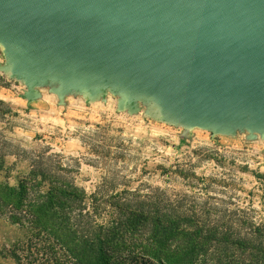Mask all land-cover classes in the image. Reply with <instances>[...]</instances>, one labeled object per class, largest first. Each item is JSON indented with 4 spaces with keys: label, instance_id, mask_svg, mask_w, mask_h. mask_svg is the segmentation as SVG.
<instances>
[{
    "label": "water",
    "instance_id": "95a60500",
    "mask_svg": "<svg viewBox=\"0 0 264 264\" xmlns=\"http://www.w3.org/2000/svg\"><path fill=\"white\" fill-rule=\"evenodd\" d=\"M0 70L156 120L264 139V0H0Z\"/></svg>",
    "mask_w": 264,
    "mask_h": 264
},
{
    "label": "rangeland",
    "instance_id": "374dc122",
    "mask_svg": "<svg viewBox=\"0 0 264 264\" xmlns=\"http://www.w3.org/2000/svg\"><path fill=\"white\" fill-rule=\"evenodd\" d=\"M6 60L0 45V63ZM57 85H40L39 97L29 100L26 84L0 70V99L17 113L0 121L11 152L0 181L17 185L32 159L42 154L72 170L89 196L109 201L136 194L177 197L210 214L242 210L256 223L264 222L260 133L246 127L216 135L212 129L187 130L147 115L153 108L147 101H138L136 112L122 109V95L111 88L95 100L76 90L61 99L53 91ZM99 219L109 221L110 214ZM38 234L28 223H13L0 214V264H75L65 249ZM127 242L138 244L142 238Z\"/></svg>",
    "mask_w": 264,
    "mask_h": 264
},
{
    "label": "trees",
    "instance_id": "16d2710c",
    "mask_svg": "<svg viewBox=\"0 0 264 264\" xmlns=\"http://www.w3.org/2000/svg\"><path fill=\"white\" fill-rule=\"evenodd\" d=\"M15 115L0 99V121ZM6 140L0 133V174L11 153ZM29 166L17 185L0 181V214L28 223L75 264H264V222L242 210L210 214L167 196L109 201L89 196L52 157L37 154ZM103 214L110 220L100 221ZM135 236L142 242H127Z\"/></svg>",
    "mask_w": 264,
    "mask_h": 264
}]
</instances>
